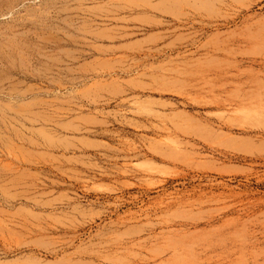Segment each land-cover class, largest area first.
I'll return each instance as SVG.
<instances>
[{
    "label": "rangeland",
    "instance_id": "1",
    "mask_svg": "<svg viewBox=\"0 0 264 264\" xmlns=\"http://www.w3.org/2000/svg\"><path fill=\"white\" fill-rule=\"evenodd\" d=\"M0 264H264V0H0Z\"/></svg>",
    "mask_w": 264,
    "mask_h": 264
},
{
    "label": "bare ground",
    "instance_id": "2",
    "mask_svg": "<svg viewBox=\"0 0 264 264\" xmlns=\"http://www.w3.org/2000/svg\"><path fill=\"white\" fill-rule=\"evenodd\" d=\"M168 136H169V135H168ZM173 145H174V144H173ZM173 145H172V146H173ZM172 146H171V147H172ZM174 146H175V145H174ZM175 147H176V146H175ZM175 147H174V148H175Z\"/></svg>",
    "mask_w": 264,
    "mask_h": 264
}]
</instances>
